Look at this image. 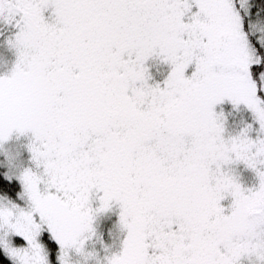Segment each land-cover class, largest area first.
I'll use <instances>...</instances> for the list:
<instances>
[{"label": "snow or ice", "instance_id": "snow-or-ice-1", "mask_svg": "<svg viewBox=\"0 0 264 264\" xmlns=\"http://www.w3.org/2000/svg\"><path fill=\"white\" fill-rule=\"evenodd\" d=\"M0 37V264H264V0H0Z\"/></svg>", "mask_w": 264, "mask_h": 264}, {"label": "rangeland", "instance_id": "rangeland-1", "mask_svg": "<svg viewBox=\"0 0 264 264\" xmlns=\"http://www.w3.org/2000/svg\"><path fill=\"white\" fill-rule=\"evenodd\" d=\"M13 60V52L8 48L3 37H0V74H3L4 72L10 69ZM245 179L248 182H251L254 177L252 176V174L249 173L246 175Z\"/></svg>", "mask_w": 264, "mask_h": 264}]
</instances>
